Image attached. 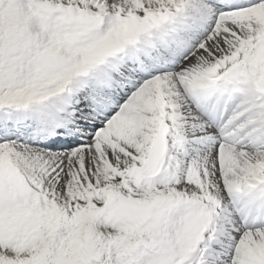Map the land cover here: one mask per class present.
I'll list each match as a JSON object with an SVG mask.
<instances>
[{
    "label": "bare ground",
    "instance_id": "obj_1",
    "mask_svg": "<svg viewBox=\"0 0 264 264\" xmlns=\"http://www.w3.org/2000/svg\"><path fill=\"white\" fill-rule=\"evenodd\" d=\"M166 1L162 0L161 2L159 0L158 4L161 2L163 5ZM93 2H96L101 7L108 2L119 5L120 9L118 8V10L121 12L146 9L143 8L145 4H143L142 0H93ZM186 2V0L177 1L176 6L183 4L175 10L174 16H171L172 18L165 23H163L165 20L160 23L157 21L158 23H151L145 28L141 27V29L137 28L136 30H133L131 26L132 39L129 38L124 29H117L115 32L113 31L114 33L111 32V34H108L110 36L107 37V42L110 41L111 45H116L119 42L117 51L115 50L110 57L104 60L96 59L93 56L90 57L95 60H89L85 54L82 59L83 68L66 69L69 73L68 77L58 76L60 80L57 81L58 83L55 86L48 85L49 87L45 89H41L42 87L40 88L39 86L38 88L37 85L35 87V84L33 86L16 85L12 87L10 90H18L21 94L30 96L21 98V101L15 99V105L6 109L14 111L17 115L27 114L31 120L37 122V129H45L44 126L47 122L53 123L51 127H54L55 121L56 124H60V118H65L66 130L59 132L63 133L64 136H67L68 133V137L66 139H56L57 136L55 134L47 137L68 143L70 142L69 136L76 138L75 133L77 132L73 133V131L77 129V126L84 127L93 124L96 125L97 131L95 130L92 136H84L87 144L88 142L92 144L91 149L94 153L92 156L85 151L87 148L86 144V146H83V143L77 142H73L75 144L72 146L63 147L64 150H54L51 147L53 145L50 144V150L42 151L38 145H23L20 143L22 139L3 142L0 146V186L6 188L7 185L12 192L18 191L22 201L33 210H35L34 199L30 200L31 196H23V191H27L32 195H37L42 190L50 192L52 195V198H50L51 208L58 215L55 226L64 228L66 219L72 220L74 217L73 212H71V206L63 201L62 195L71 196L75 203L76 201L79 203L87 199L94 200L99 193L110 191V187L106 184L116 181L121 182L130 176H138L142 171L141 169L144 168L143 166H145L149 145H151L150 143L157 128L166 124L170 130L168 135V156L161 173L148 180L147 185L158 182L163 189L169 186L171 188L163 194L165 199L160 196V198L153 199L151 203L144 201L138 203L139 211L135 217L136 224L134 223L133 228L136 230L139 227L141 229L148 228L144 216H146L149 206L163 205L168 200L171 202L170 198L173 196L174 198L179 197L181 201L185 202V205L187 204L189 216L192 212L197 214L194 216L198 219L197 225L193 222V228L195 225L196 228L200 227L198 234L201 237L196 236L191 245L182 249L186 260L187 258H193L192 261L194 260L195 264H208L205 261L207 256L205 257L204 255H208L209 251L214 248V245L213 248L210 247L211 250L207 248V244H211H209V240L217 237L213 240L217 241L215 243L217 247H220L223 244L219 242L221 222L224 220V225L227 226L225 224L227 219L233 216L235 222L231 225L235 227L232 228L229 225L230 223H228L227 238L223 237L225 241L232 239L230 246H228L229 244L227 245L228 249H231L232 255L235 254L237 256L236 259L239 264H264V241H261V233L256 231L252 233L253 239L256 240V245L250 240L251 236L247 237L246 233L249 228H264V223L261 220L260 223L254 224L244 218L252 214L256 209L264 208V153L260 150L264 148V80L255 82L254 73H245L241 70L244 66L243 62L249 54L250 47H257L258 38H245L238 33L239 31L235 32L236 30H231L230 27L225 25L229 20H231L232 24L236 22V24H239L250 16H254L259 22L264 21V0H253L240 9L215 7L217 8L215 13L212 11L210 12L211 14L209 12H206V14L202 13L207 16L204 21L201 20L200 16L193 13L192 9L186 7ZM122 22L120 20V23ZM189 23L200 24L203 28L193 27L188 32L189 34L184 33ZM125 25H128L127 22ZM214 25L215 30L210 31ZM177 30H180V33L186 38L180 47L181 57L179 59L176 58L175 66L170 69L165 67L167 62L171 63L169 58L174 59L172 57L174 54L170 53L171 50L170 52H164L165 56L170 54V57H164L162 65L159 66L152 62L148 63L145 51L153 53L159 51L156 54L161 56V49L156 47L171 43ZM187 30L189 29L187 28ZM220 35H227V37L231 35L233 37L231 41L229 40V43L230 46L234 45V48L229 53L220 51L218 48L208 47V42L216 43L218 41L224 44L225 42ZM164 38L166 43L163 40ZM200 44L202 45L201 49ZM225 47L228 49V45ZM90 49H94V46H89V50L87 49L88 53H91L89 52ZM239 50L243 51L242 53L245 52V54H241ZM84 51L87 52L86 50ZM202 57H204V61ZM161 58L158 57V61ZM179 64L181 66L178 70L179 72L167 76L169 83L160 93L158 92L159 94H157L156 98L147 99V96L142 95L140 98L135 93L131 102L129 101L130 105L128 104L129 102L122 103L126 98L127 92L132 93L131 91L137 85L143 82L149 84L150 78L154 75L156 77L166 76L160 72L173 70ZM132 66L140 73L145 74L146 79H137L140 83L128 80L123 71L128 72ZM150 67L153 69L151 73L154 72L152 75L147 71ZM107 69L118 71L117 79L119 81L123 80L124 83L127 82V85L124 89L117 86V89L113 92L114 94L118 92L120 110L117 111L116 105L110 107L111 99H109L108 104L97 106L105 116L102 120H99L101 122H97L98 118L94 114L87 112L85 107H81L84 104L86 106L89 105L90 101H83L79 95L81 94L80 92L87 93L90 90L85 89L88 84L96 82L97 76L101 77V82L109 79L103 74ZM176 74H179V76H176ZM214 79L219 80L218 85L221 87L218 94L212 91V88H208V84ZM102 86L105 87V83ZM146 87L147 85L144 88ZM119 88L122 89V96L119 94L121 92L118 90ZM143 94L145 95V93ZM216 95L221 99L213 100L214 97L212 96ZM6 97L8 98V96ZM116 98L118 99V97ZM77 101H80V106L73 107L74 102ZM219 101L232 108L231 113L226 112L223 114L222 111H218ZM41 104L44 105V114L48 116V112H53V119L50 116L51 119H41V114H39L37 109ZM198 104L205 107L214 119H209ZM6 109L3 106L0 107V120L8 119L11 116L9 113H4ZM195 112H198L201 116ZM223 115L227 118L223 123L224 131L221 130L222 125L220 126V118ZM75 120L76 123L73 122ZM189 121L191 122L189 123ZM252 129L254 133L258 134L259 140H261L259 142L260 145L252 142L248 133L245 134V131ZM42 132V130L37 131L38 134L44 136ZM226 132L231 138L226 140L223 136L219 137L215 142L216 144L213 143L216 146V150L208 157L203 154L205 151L203 147H201L202 149L199 147V149H191L193 146H199L211 141L215 135H222ZM141 137H143L142 145L136 144V141ZM223 140L226 143H222ZM102 143H106L108 147L110 146L116 150L109 155V158L106 155L107 146L102 145ZM233 144L238 147L245 146L247 149H231ZM131 147H134L133 152H131ZM183 153L197 157L198 155L203 156L202 161H197L190 165L191 167L187 164L189 172L186 174L189 178L186 176L182 178L183 176L181 177V175L179 178L177 177L178 173L182 171L180 168H183L181 164L177 167V163L182 159ZM120 157H126L130 160L124 163L120 160ZM86 162L100 167L102 170L101 175L104 176L103 180L106 184H104L103 180L96 181L90 167L85 164ZM17 171H20L25 182L27 181L26 187L25 185L22 186L24 188H18L17 186L16 180L18 181V179L15 177V172ZM118 172L120 173L119 176ZM167 172L171 173L172 178L168 176ZM199 173H202L200 178ZM46 175L49 179L51 177L53 179L48 181L45 178ZM3 178L6 179V182ZM145 179L147 178L139 177V180L143 182L146 181ZM68 182L70 183L67 186ZM55 183L58 185V189L55 188ZM220 191L226 195L224 198L222 195H218ZM112 194L113 192H111ZM106 195L103 197V201L95 206L94 214H85L82 222L77 223L79 229L84 230L86 223L92 221L97 232L105 231L107 229L102 226L105 225V217H107L106 224H123L127 222L124 217H114L108 212L107 206L115 210L122 209V206L112 196H108L109 194L107 193ZM37 197L43 199V196ZM221 197L225 203L221 200ZM225 204L229 207L225 208ZM216 211L218 212L217 214H215ZM234 228L237 229L234 230ZM250 231H253V229ZM237 236L239 237L238 239L241 238L242 242H246L244 246L246 250L244 249L245 253L243 255L239 253L237 255L236 252L237 243L235 238ZM157 259L158 257L151 259L150 262H155Z\"/></svg>",
    "mask_w": 264,
    "mask_h": 264
},
{
    "label": "rangeland",
    "instance_id": "obj_2",
    "mask_svg": "<svg viewBox=\"0 0 264 264\" xmlns=\"http://www.w3.org/2000/svg\"><path fill=\"white\" fill-rule=\"evenodd\" d=\"M142 1L143 4H145L143 8L146 9L141 11L132 10L121 12L118 10L119 5L108 2L105 6L101 7L96 2L95 4L93 0H0V107L8 105L13 106L15 105V99L21 101V98L30 96L23 93L21 94L18 90H10L12 87L16 85L33 86V84H35V87L37 85V87L39 86L40 88L42 87L41 89H45L49 86H55L58 83L57 81L60 80L58 76L63 78L68 77L67 75H69V73L66 69L83 68L82 59L85 54L88 56L89 60H95L92 59L93 57L104 60L110 57L115 50L117 51L119 49V42L116 45H111V43H109L110 41L107 42V37L110 36L108 34H111V32H115L117 29H124L129 38L132 39V28L133 30L137 28L141 29V27L145 28L151 23L154 24L157 21L160 23L163 20H165L163 21V23H165L172 18L171 16H174L175 10L183 4L181 3L176 6V2L180 0H167L163 5L161 4L162 0L159 4V0ZM186 1V7L192 9V12L197 16L204 18L205 15L203 14L206 13L205 10H203L205 5L203 0ZM135 11L137 12L135 13ZM210 12L211 11H209V13ZM194 17L196 18V16ZM120 20L121 22L123 21V25L120 23ZM126 22L128 25H125ZM223 23L225 24V22ZM236 23L232 24L231 20H229L225 25L230 27L231 30H236L235 32L239 31L238 33L242 34L245 38H258L257 47H250L249 54L244 61L245 63L243 62L244 66L241 70L245 73H254L255 82H260L258 80H264V21L259 22L254 16H250L245 18L241 23ZM196 26L201 29L203 27L199 24ZM192 29H190V31ZM214 30L215 25L210 31ZM220 36L223 38L224 44L218 41L216 43L208 42V47L211 46L213 48H218L220 51L229 53L234 48V45L230 46L229 43V40L231 41L233 37H231V35H228V37L227 35ZM227 45L228 49L225 47ZM89 46H94V49H90L89 51L92 55L88 53ZM106 46L111 47L107 48ZM199 46L201 49L202 45L200 44ZM240 50L239 52H241V54H245V52L242 53L243 51ZM202 60H205L204 57H202ZM180 67L179 64L174 70L161 73L166 76L151 77L149 84L143 82L137 85L133 91H131L132 89L130 90L132 93L127 92L126 98L122 103L131 102L135 93H137V96L140 98L142 96H147V99L156 98L157 94L168 85L169 79L167 76L179 72L178 70ZM176 76H179V74H176ZM137 77L140 78V76ZM53 82H55V84H53ZM89 85L90 84L87 86ZM146 85L147 87L144 88ZM121 88L118 90L121 91L119 94L122 96L121 93L123 88ZM80 93L79 96L83 99L88 98V96L83 95L82 92ZM117 93H110L113 97H108L106 99H111V101L112 99L114 100L116 98L114 96L117 95ZM143 93H145V95ZM6 96H8V98ZM119 100L120 98L118 95V103ZM130 102L128 103L129 105L131 104ZM115 105L117 106V111H119V104ZM81 107L86 108L87 106L84 104V106L81 105ZM86 110L89 112L90 109ZM73 122L76 123V120ZM190 122L191 121H189V123ZM95 130L97 131L96 128ZM86 131L90 130L86 129ZM247 133L248 131H245V134ZM215 136L212 138H215ZM217 136L219 138L221 134ZM257 137L259 140L258 134ZM142 139L143 137L138 139L136 144L142 145ZM250 139L255 141L254 137ZM258 140L255 142L257 143ZM3 142L5 141L0 142V146ZM20 143L25 145L23 142ZM222 143L226 142L223 140ZM215 144H213L211 140L202 145L193 146L191 149H197L198 147L202 149L201 147H203L205 149L203 154L208 157L216 150ZM86 145H84L87 147L85 151L92 156L94 154L91 149L92 144L88 142ZM102 145L107 146L106 143H102ZM227 145L229 144L227 143ZM231 146V149H247L245 146L238 147L235 144ZM60 148L64 150L63 147H59V149ZM40 149L41 151L43 150L41 147ZM50 149L51 148L48 150ZM53 149L55 150L57 148L53 147ZM260 150L264 153V148ZM115 151L114 148L107 146L106 155L108 158L109 155ZM133 151L134 147H131V152ZM182 159L177 163V167H179V164L183 166V168H180L182 171L178 173L177 177L179 178L181 175V177L183 176L182 178L185 176L189 178V176H187L189 172L187 168L191 167L190 165L197 161H202L203 156L198 155L197 157L195 155H188L187 153ZM120 160L127 163L130 159L120 157ZM85 164L90 167L96 181L104 179V176L101 175L102 170L100 167L89 162ZM184 164L186 166L189 164V167H186ZM167 173L168 176L172 178L171 173ZM117 174L119 176L120 173L118 172ZM201 174L202 173H199V178ZM139 175L140 174H138V176ZM11 176L14 178L13 175ZM138 176H130L121 182L116 181L108 184L103 180L104 184L110 187V191L99 193L94 200L87 199L86 201H81L79 203L76 201L75 203L71 196L62 195L61 198H63V201L71 206V212H73L74 217L72 220L66 219L64 228L55 226L58 215L57 212L51 208L52 204L50 198H52V195L50 192L42 190L37 193V195H32L27 191H23V196H31L30 200L34 199L35 210H33L22 201L18 191L12 193L7 185L6 188L0 186V264H195L194 260L192 261L193 258H190L191 260L187 258L186 260L182 249L191 245L196 239V236L201 237L198 234V229H200V227H195L198 219L194 216L197 214L192 212L189 216L187 204L185 205V202L183 200L181 201L179 197L174 198L173 196V199L170 198L171 202L168 200L166 204L163 205L149 206L147 214L144 216L148 228L141 229L139 227L137 230L133 228L136 224L135 217L139 211L137 207L138 203L140 201L151 203L153 199L160 198V196L165 199L163 194H165L166 190L168 191L169 188H171V186H169L163 189L158 182L147 185V181L151 179H145L146 181L143 182L138 179ZM45 178L48 179V181L53 179V177L49 179L47 175ZM3 180L6 182L5 178H3ZM16 182L18 188H24L18 184L19 182L17 180ZM70 182L67 183V186ZM55 185V188L58 189V185L56 183ZM111 192H113L114 195H111ZM106 193L109 194L108 196H112L113 199L122 206L120 210H115L107 206L106 209L108 212L114 217H124L127 222L123 224H106L107 217H105V225H102L107 229L105 231L97 232L92 221L86 223L84 230L79 229L77 223L82 222L85 214H94L95 206L103 201V197L107 196ZM221 193L220 191L218 195H222L224 198L226 195ZM37 196H43V199ZM223 198L221 197V200H223ZM226 207L229 206L225 204V208ZM217 213L216 211L215 214ZM193 222L196 224L194 228ZM234 222V217L232 216L227 219V223H225L227 226L224 225V220L221 222L220 241H222L221 239H223V237L227 238L226 234H228L229 229L228 223L231 225L234 224ZM233 227L235 226H232V228ZM236 229L234 228V230ZM252 229L253 231H250ZM118 231H120V233H118ZM255 231L261 233V241H264V229L249 228L246 232L247 237L249 235L251 236L250 240L254 245H256V240L253 239L252 233ZM214 238L217 237L211 238L209 244L217 242L213 240ZM238 238V236L235 238L237 243L236 252L237 255L238 253L243 255L246 250V247H244L246 242H242L241 238ZM231 240L222 241V243L227 244L228 242L229 245H227L230 246ZM223 244H221L220 247L216 245L214 248L213 245L210 246L207 244V248L210 249V247H212L213 250L209 251L208 255H204L205 257L207 256L206 261L209 264H239L238 260L235 259L237 256L235 254L232 255L231 250L226 253L228 246ZM156 257H158V259L151 263L150 260Z\"/></svg>",
    "mask_w": 264,
    "mask_h": 264
},
{
    "label": "water",
    "instance_id": "obj_3",
    "mask_svg": "<svg viewBox=\"0 0 264 264\" xmlns=\"http://www.w3.org/2000/svg\"><path fill=\"white\" fill-rule=\"evenodd\" d=\"M166 133L167 128L163 127L160 133L158 134L157 139L154 142L152 152L148 160V167L143 172L145 175H153L156 172V165H160L161 161L164 159L167 145H166Z\"/></svg>",
    "mask_w": 264,
    "mask_h": 264
}]
</instances>
